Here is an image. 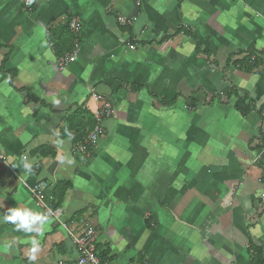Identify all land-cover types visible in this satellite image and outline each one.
Segmentation results:
<instances>
[{"label": "crops", "instance_id": "crops-1", "mask_svg": "<svg viewBox=\"0 0 264 264\" xmlns=\"http://www.w3.org/2000/svg\"><path fill=\"white\" fill-rule=\"evenodd\" d=\"M30 1L0 0V264H77L70 235L88 227L104 264H254L250 246L264 253V0ZM96 96L114 113L86 161L72 150ZM42 182L66 227L29 194ZM14 207L46 215L43 235L4 222Z\"/></svg>", "mask_w": 264, "mask_h": 264}, {"label": "built area", "instance_id": "built-area-1", "mask_svg": "<svg viewBox=\"0 0 264 264\" xmlns=\"http://www.w3.org/2000/svg\"><path fill=\"white\" fill-rule=\"evenodd\" d=\"M24 4L27 7H30L31 1L24 0ZM119 22L121 24H124L125 22L131 23L133 22V19L120 17ZM69 30L71 34L78 35L81 30V22L78 20H73L69 25ZM127 46L131 49H135V46L131 43H128ZM77 51V47L75 46L71 52L65 53L57 59L56 65L60 72L65 71L74 62L78 55ZM251 61L255 62L256 58L252 57ZM95 99L101 104V108L94 114V120L96 123L90 130H88L86 136H84L79 144H77V146L72 150L73 155L83 157L86 161H92L95 158L96 150L98 148V140L104 133V119H109L114 113L113 105L109 100H106L100 96H96ZM261 117L264 125V107L261 110ZM48 189L47 183H38L29 187V194L34 200L41 204V207L50 218L57 220L58 223H60L63 227H66L65 224L61 222L64 211L59 208L53 209L50 206L52 202L45 204L42 201L43 195L46 193V191H48ZM70 236L73 239L74 244L79 249L77 264H104L96 253V235L92 227L86 228L79 236L73 234Z\"/></svg>", "mask_w": 264, "mask_h": 264}, {"label": "clouds", "instance_id": "clouds-1", "mask_svg": "<svg viewBox=\"0 0 264 264\" xmlns=\"http://www.w3.org/2000/svg\"><path fill=\"white\" fill-rule=\"evenodd\" d=\"M55 102L58 103V101ZM24 168L26 170H30L29 165L27 164L24 165ZM3 219L4 222L15 225L17 231H24V232L35 231L43 235L42 229L46 224L47 216L42 213L35 212L28 207H14L9 209L8 212L4 214ZM32 245H33L32 250L34 252L37 251L40 247L39 242L35 238H33L32 240ZM33 259H35V257H33Z\"/></svg>", "mask_w": 264, "mask_h": 264}, {"label": "trees", "instance_id": "trees-1", "mask_svg": "<svg viewBox=\"0 0 264 264\" xmlns=\"http://www.w3.org/2000/svg\"><path fill=\"white\" fill-rule=\"evenodd\" d=\"M64 54V53H63ZM248 59V58H247ZM246 59V60H247ZM250 59V58H249ZM237 111L241 112V114L243 116H247L250 112L251 109L249 108V106L247 107V105H244V101L243 102H238L237 106H236ZM94 120V119H93ZM95 120L93 121V125L92 127L95 125ZM91 127V128H92ZM253 245L250 246L249 249V256L252 260V262L254 264H264V253L263 251L256 249L254 247H252ZM252 247V248H251Z\"/></svg>", "mask_w": 264, "mask_h": 264}, {"label": "rangeland", "instance_id": "rangeland-1", "mask_svg": "<svg viewBox=\"0 0 264 264\" xmlns=\"http://www.w3.org/2000/svg\"><path fill=\"white\" fill-rule=\"evenodd\" d=\"M131 44H132V43H131ZM132 45H133V44H132ZM134 46H135V45H134ZM112 117H113V115H112ZM112 117H110V118H112ZM110 118H109V119H110ZM104 120L106 121V120H108V119H104ZM72 155H73V154H72ZM73 156H75V157H79V156H76V155H73ZM80 159H82V158L80 157ZM82 160H83V159H82Z\"/></svg>", "mask_w": 264, "mask_h": 264}]
</instances>
